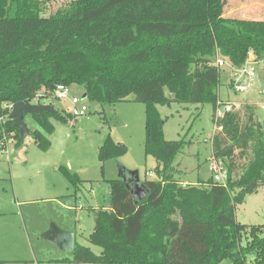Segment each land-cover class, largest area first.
Here are the masks:
<instances>
[{
    "label": "trees",
    "instance_id": "1",
    "mask_svg": "<svg viewBox=\"0 0 264 264\" xmlns=\"http://www.w3.org/2000/svg\"><path fill=\"white\" fill-rule=\"evenodd\" d=\"M50 1L0 0V139L5 129L23 141L6 104L38 93L45 101L58 84H80L86 99L99 103H145L146 154L158 162L157 178L142 181L143 200L123 179L110 181L111 205L96 212L90 235L101 255L75 243L68 261L264 264V224H244L236 216L237 205L264 186V125L256 120L257 107H244V120L241 111L218 120L214 114L212 154L227 167V185L213 178L184 185L175 177L185 141L165 138L157 107L210 102L216 113L223 71L218 58L240 67L253 51L264 63V19L228 15V0H169L166 7L167 0H150L139 18L121 8L129 0H71L52 12ZM115 7V15L105 17ZM29 115L49 133L54 119H67L59 110ZM32 137L43 150L52 144L41 130ZM123 151L108 136L98 155L104 162ZM59 169L78 186L76 173Z\"/></svg>",
    "mask_w": 264,
    "mask_h": 264
},
{
    "label": "rangeland",
    "instance_id": "2",
    "mask_svg": "<svg viewBox=\"0 0 264 264\" xmlns=\"http://www.w3.org/2000/svg\"><path fill=\"white\" fill-rule=\"evenodd\" d=\"M69 1L51 0L49 11ZM148 2L129 0L121 8L139 18ZM115 11L116 7L104 15L111 18ZM227 14L264 19V0H228ZM256 66L262 89L264 63L258 61ZM221 68L219 96L237 100L240 104L235 111L243 112V120V108L248 104L256 106V120L264 125V94L260 89L236 91L232 68ZM69 90L72 95L85 96L83 85L71 84ZM45 102L53 103L67 119H54L52 133L29 114L25 121L32 130L45 133L51 140L50 148L41 149L32 135L19 142L13 132L7 150L0 151V260L8 261L5 264H110L68 261L72 260L73 251L61 250L45 235L56 225L74 232L77 244L101 255L103 248L93 244L90 235L95 228L96 212L111 205L110 181L120 178L122 167L138 170L141 181L157 178L154 168L158 162L153 155L146 154V104L133 100L99 103L87 98L83 100L88 106L87 114L78 117L71 115L73 107L68 99L50 98ZM157 107L165 122V138L185 141L175 159V177L184 185L206 184L212 178L210 161L214 158L212 144L217 129L213 104L174 102ZM108 136L124 151L101 162L99 147ZM60 165L68 166L79 176L77 187L61 173ZM236 216L244 224H264V186L237 205Z\"/></svg>",
    "mask_w": 264,
    "mask_h": 264
},
{
    "label": "built area",
    "instance_id": "3",
    "mask_svg": "<svg viewBox=\"0 0 264 264\" xmlns=\"http://www.w3.org/2000/svg\"><path fill=\"white\" fill-rule=\"evenodd\" d=\"M256 63H258V61L256 60L253 51H250L246 63L240 67L231 66L225 59L221 57L218 58L217 61L219 67L229 65V67L232 68L234 74V81H236L235 90L238 92L260 89ZM260 93L264 94V88L260 89ZM51 98L60 99V100L68 99L73 107L72 114L74 116L80 117L87 114L88 106L85 103H83L84 98L78 97L76 95H72L70 93L68 85H65L63 83L58 84ZM28 100L35 104L45 102L43 101L42 93H38L33 99H28ZM13 104L14 103L6 104V106L10 109V112L12 110ZM216 104L217 106H216L215 115H216V119L218 120L220 117H223L227 112L235 111L236 107L239 106L240 103H238L237 101L223 99L219 96ZM2 119L3 117H0V120ZM11 134L12 133H8L4 129L3 139H0V151L7 150V146L11 141V140L9 141V139L11 138ZM210 170L212 173V178L215 182L227 185L228 170L222 160L214 157L210 161Z\"/></svg>",
    "mask_w": 264,
    "mask_h": 264
},
{
    "label": "water",
    "instance_id": "4",
    "mask_svg": "<svg viewBox=\"0 0 264 264\" xmlns=\"http://www.w3.org/2000/svg\"><path fill=\"white\" fill-rule=\"evenodd\" d=\"M83 98L85 99L86 95ZM45 111L55 113L58 112V109L52 103L35 104L30 102L28 99H25L13 104L9 117L13 119L14 125L19 128L20 136L24 140L28 135L33 134V130L25 121V115H42ZM120 178L126 183V186L130 189L131 194L137 201L143 200L147 196V189L139 177L138 170H121ZM131 178H134L135 183H131ZM45 237L54 242L58 248L63 251H74L75 235L72 231L63 230L54 225L46 233Z\"/></svg>",
    "mask_w": 264,
    "mask_h": 264
},
{
    "label": "crops",
    "instance_id": "5",
    "mask_svg": "<svg viewBox=\"0 0 264 264\" xmlns=\"http://www.w3.org/2000/svg\"><path fill=\"white\" fill-rule=\"evenodd\" d=\"M227 100H230V99H227ZM235 101H237V100H235ZM44 103H47V102H44ZM49 103H51V102H49ZM53 104V103H52ZM27 123V122H26ZM28 124V123H27ZM61 166V165H60ZM68 167V166H67ZM69 168V167H68ZM70 169V168H69ZM155 169V168H154ZM71 170V169H70ZM72 171V170H71ZM76 243V242H75ZM6 261V260H5Z\"/></svg>",
    "mask_w": 264,
    "mask_h": 264
},
{
    "label": "flooded vegetation",
    "instance_id": "6",
    "mask_svg": "<svg viewBox=\"0 0 264 264\" xmlns=\"http://www.w3.org/2000/svg\"><path fill=\"white\" fill-rule=\"evenodd\" d=\"M131 183H135V180H134V178H131Z\"/></svg>",
    "mask_w": 264,
    "mask_h": 264
}]
</instances>
